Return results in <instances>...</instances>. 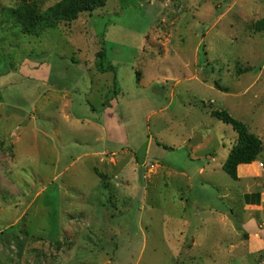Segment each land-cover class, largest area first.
I'll return each mask as SVG.
<instances>
[{
    "label": "rangeland",
    "instance_id": "rangeland-1",
    "mask_svg": "<svg viewBox=\"0 0 264 264\" xmlns=\"http://www.w3.org/2000/svg\"><path fill=\"white\" fill-rule=\"evenodd\" d=\"M22 1L62 0H0V264H264V0H106L38 38ZM215 110L262 141L236 180Z\"/></svg>",
    "mask_w": 264,
    "mask_h": 264
},
{
    "label": "trees",
    "instance_id": "trees-1",
    "mask_svg": "<svg viewBox=\"0 0 264 264\" xmlns=\"http://www.w3.org/2000/svg\"><path fill=\"white\" fill-rule=\"evenodd\" d=\"M105 5L106 0H62L49 9L42 11L37 6L22 1L21 5L11 12V15L23 35L38 38L46 31L57 28L61 23H71L80 14L94 12L96 9L105 7ZM253 29L256 32L264 31V17L253 25ZM97 57L101 59L97 65L99 72H107L110 69H114L111 65L109 67L104 65L103 60L106 57L104 49L97 53ZM5 61V57L0 53V67ZM3 70L6 72L7 69ZM3 70L0 69V76L3 75ZM240 72L244 71L240 70ZM103 106L105 107V105ZM212 115L223 123L231 125L237 134L236 144L223 167L226 174L236 180L238 178V166L251 165L261 155L263 150L262 141L256 135L250 133L244 123L233 118L227 111L215 110ZM100 177L103 181H106L104 187L107 188L109 184L107 176L100 174ZM246 199L247 204H259V200L254 203L248 201V197ZM253 233L260 234L256 228H254Z\"/></svg>",
    "mask_w": 264,
    "mask_h": 264
},
{
    "label": "crops",
    "instance_id": "crops-1",
    "mask_svg": "<svg viewBox=\"0 0 264 264\" xmlns=\"http://www.w3.org/2000/svg\"><path fill=\"white\" fill-rule=\"evenodd\" d=\"M249 205V204H248Z\"/></svg>",
    "mask_w": 264,
    "mask_h": 264
}]
</instances>
